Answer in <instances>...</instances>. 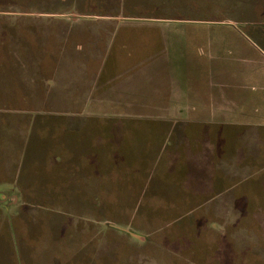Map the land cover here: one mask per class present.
<instances>
[{"label": "rangeland", "instance_id": "rangeland-1", "mask_svg": "<svg viewBox=\"0 0 264 264\" xmlns=\"http://www.w3.org/2000/svg\"><path fill=\"white\" fill-rule=\"evenodd\" d=\"M116 28H182L191 66L264 95V0H0V264H239L222 213L193 209L192 131L161 147L176 117L95 91ZM150 35L121 32L120 63Z\"/></svg>", "mask_w": 264, "mask_h": 264}, {"label": "crops", "instance_id": "crops-1", "mask_svg": "<svg viewBox=\"0 0 264 264\" xmlns=\"http://www.w3.org/2000/svg\"><path fill=\"white\" fill-rule=\"evenodd\" d=\"M118 31L116 28L108 34L99 31L95 35V43L99 36L116 35L114 46L105 43L107 53L95 91L111 93L110 99L120 100L113 109L119 110L120 104L126 102L122 109L128 110L130 102L137 100L146 115L176 117L171 125L155 124L160 138L167 133L159 140L161 147L174 143L175 149L182 150L192 131V156L189 153L178 159L182 157L189 167L192 165V194L203 198L193 202V209L222 213L218 237L224 236L229 261L264 264V95L233 96L229 81H225V69L214 76L217 72L210 64L191 66L187 34L182 28L122 29L121 32L156 36L146 37L148 49L145 45L144 56L136 58L142 62L120 63L114 50L121 47L116 50L120 52L126 47L117 44ZM78 61L74 67H85L83 60ZM172 133L176 138L169 141Z\"/></svg>", "mask_w": 264, "mask_h": 264}]
</instances>
